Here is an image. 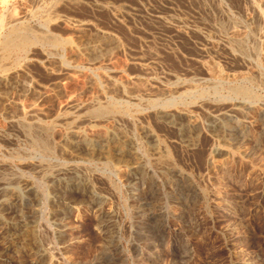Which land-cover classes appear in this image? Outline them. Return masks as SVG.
I'll use <instances>...</instances> for the list:
<instances>
[{
	"label": "rangeland",
	"instance_id": "1",
	"mask_svg": "<svg viewBox=\"0 0 264 264\" xmlns=\"http://www.w3.org/2000/svg\"><path fill=\"white\" fill-rule=\"evenodd\" d=\"M8 4L39 43L0 70V264H264L250 4Z\"/></svg>",
	"mask_w": 264,
	"mask_h": 264
},
{
	"label": "bare ground",
	"instance_id": "2",
	"mask_svg": "<svg viewBox=\"0 0 264 264\" xmlns=\"http://www.w3.org/2000/svg\"><path fill=\"white\" fill-rule=\"evenodd\" d=\"M152 1V0H151ZM248 4H250V8L252 9L253 15L256 19H264V14L260 12V9H258L255 5H253L252 0H246ZM9 0H0V10L4 13L7 17L6 21L5 19H0V70L5 69V62L10 59L12 56H17L19 54L22 55V53L30 50L32 46H35L39 43V39L37 37H29L30 34H28L26 28L23 26L21 18H17L16 16L10 15L12 11H10L9 7ZM67 3V2H66ZM261 5V4H260ZM14 8V7H13ZM21 8V7H20ZM264 8V7H263ZM18 9V8H17ZM14 11V10H13ZM251 11V10H250ZM163 12V11H162ZM251 12V13H252ZM263 12V11H262ZM54 14V13H53ZM201 14V13H200ZM4 17V16H3ZM193 18V17H192ZM252 18V17H251ZM253 20V19H252ZM258 22V21H257ZM263 22V21H262ZM47 24V23H46ZM52 24V23H51ZM44 26V25H43ZM46 26V25H45ZM6 27V29H5ZM170 28V27H169ZM232 29V28H230ZM264 29V28H263ZM239 32V31H238ZM34 36V35H33ZM49 37V36H48ZM59 37V36H58ZM51 38V37H50ZM53 38V44H58L60 40H58L55 36ZM62 39V38H61ZM42 40V39H41ZM40 40V41H41ZM46 41V40H45ZM61 43V42H60ZM54 46V45H53ZM55 49V48H54ZM29 52V51H28ZM40 54V53H39ZM31 55V54H30ZM23 56V55H22ZM11 57V58H12ZM19 60V59H18ZM7 68V67H6ZM6 75H2L4 78L8 77L7 73ZM9 74V73H8ZM11 77V76H10ZM12 78V77H11ZM97 98V97H95ZM94 98V99H95ZM101 103V102H100ZM99 105V104H98ZM100 106V105H99ZM101 107V106H100ZM67 110H79L80 107L78 106H70L67 107ZM96 111V110H95ZM72 112V111H71ZM60 115L56 116L54 122H67L71 121L68 118V113L66 110H64L62 113H59ZM70 115V114H69ZM73 115V114H71ZM16 122H23L26 119V116L23 115L22 118L17 117ZM34 118V117H33ZM72 118V117H71ZM70 118V119H71ZM85 118V117H84ZM32 119V118H31ZM51 121V122H52ZM15 122V121H14ZM52 122V123H54ZM24 123V122H23ZM69 124V123H68ZM73 124V123H72ZM16 125V124H15ZM66 126V125H65ZM63 129V128H62ZM54 134V133H53ZM64 135V134H63ZM58 143V142H57Z\"/></svg>",
	"mask_w": 264,
	"mask_h": 264
}]
</instances>
